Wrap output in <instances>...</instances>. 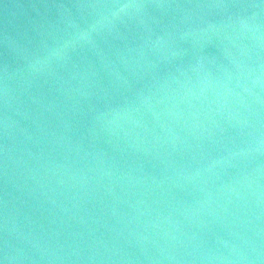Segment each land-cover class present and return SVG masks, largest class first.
<instances>
[{"label": "water", "instance_id": "1", "mask_svg": "<svg viewBox=\"0 0 264 264\" xmlns=\"http://www.w3.org/2000/svg\"><path fill=\"white\" fill-rule=\"evenodd\" d=\"M0 264H264V0H0Z\"/></svg>", "mask_w": 264, "mask_h": 264}]
</instances>
